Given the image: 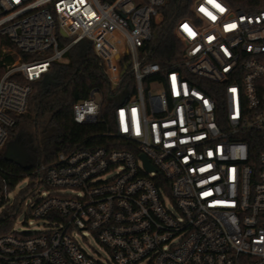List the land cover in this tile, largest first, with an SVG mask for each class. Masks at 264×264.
Listing matches in <instances>:
<instances>
[{
  "label": "built area",
  "instance_id": "built-area-1",
  "mask_svg": "<svg viewBox=\"0 0 264 264\" xmlns=\"http://www.w3.org/2000/svg\"><path fill=\"white\" fill-rule=\"evenodd\" d=\"M165 2L0 0V35L12 44L2 52L16 54L0 75V150L32 84L79 41L111 87L128 72L134 83L112 112L110 146L59 152L32 171L48 192L28 217L47 222L10 225L0 264H264V7L194 0L173 28L182 54L164 70L148 45ZM97 95L73 105L75 122L97 120ZM2 173L0 164V208ZM78 232L105 253L87 252Z\"/></svg>",
  "mask_w": 264,
  "mask_h": 264
},
{
  "label": "trees",
  "instance_id": "trees-1",
  "mask_svg": "<svg viewBox=\"0 0 264 264\" xmlns=\"http://www.w3.org/2000/svg\"><path fill=\"white\" fill-rule=\"evenodd\" d=\"M243 8L264 7V0H231ZM194 0H166L161 9L162 20L155 26L156 39L148 47V59L167 69L182 54L183 44L177 39L174 26L178 19L188 16ZM60 44L69 40L59 37ZM2 47L12 48L5 36L0 35V75L4 63H10L16 54L2 52ZM28 55H22L27 59ZM66 62H53L48 76L32 84V94L25 113L16 116L14 126L9 130L5 144H15L25 157L16 164L1 156L3 177L9 188H13L40 164L52 161L59 152L75 148L110 146L113 138L111 117L120 101V92L132 91L133 78L128 72L115 87L111 84L88 40L72 45L65 55ZM94 91L100 97V113L93 123H77L72 118V107ZM121 146V145H119ZM33 177V176H32ZM8 209L0 218V234L7 232L11 225L12 213Z\"/></svg>",
  "mask_w": 264,
  "mask_h": 264
},
{
  "label": "rangeland",
  "instance_id": "rangeland-1",
  "mask_svg": "<svg viewBox=\"0 0 264 264\" xmlns=\"http://www.w3.org/2000/svg\"><path fill=\"white\" fill-rule=\"evenodd\" d=\"M7 49L8 47H2ZM2 50V49H1ZM44 55H33L32 59L42 58ZM98 98V95L96 96ZM6 147L4 146L0 153L3 155ZM48 191L42 184H37L35 179L31 176H25L22 178L15 187L10 188L8 192V205H4L0 208V218L4 216L8 209H15V216L11 220V228H15L18 231L22 230H37L39 227L44 226L47 222L46 219L35 220L28 217V207L36 201L46 195ZM82 247L89 253H95L96 251L104 254V249L100 246L95 238L85 232L86 241L81 238V234L78 232L76 235ZM144 264V263H142Z\"/></svg>",
  "mask_w": 264,
  "mask_h": 264
},
{
  "label": "water",
  "instance_id": "water-1",
  "mask_svg": "<svg viewBox=\"0 0 264 264\" xmlns=\"http://www.w3.org/2000/svg\"><path fill=\"white\" fill-rule=\"evenodd\" d=\"M62 35L66 36L64 33H62ZM122 100H124V98H122ZM23 156H24L23 152L15 144L7 145L3 154L5 160L14 162L16 164L22 163L20 158H22ZM141 158L143 159L146 168L151 169V166L149 165L146 157L144 155H141Z\"/></svg>",
  "mask_w": 264,
  "mask_h": 264
},
{
  "label": "flooded vegetation",
  "instance_id": "flooded-vegetation-1",
  "mask_svg": "<svg viewBox=\"0 0 264 264\" xmlns=\"http://www.w3.org/2000/svg\"><path fill=\"white\" fill-rule=\"evenodd\" d=\"M20 149V148H19ZM21 150V149H20ZM22 151V150H21ZM24 154V153H23ZM24 157H25V155L22 157V158H20V160L21 161H23L24 160Z\"/></svg>",
  "mask_w": 264,
  "mask_h": 264
},
{
  "label": "snow or ice",
  "instance_id": "snow-or-ice-1",
  "mask_svg": "<svg viewBox=\"0 0 264 264\" xmlns=\"http://www.w3.org/2000/svg\"><path fill=\"white\" fill-rule=\"evenodd\" d=\"M187 26H185V28H186Z\"/></svg>",
  "mask_w": 264,
  "mask_h": 264
}]
</instances>
